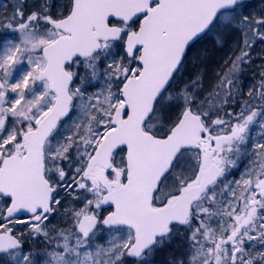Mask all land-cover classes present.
<instances>
[{"label": "snow or ice", "instance_id": "1", "mask_svg": "<svg viewBox=\"0 0 264 264\" xmlns=\"http://www.w3.org/2000/svg\"><path fill=\"white\" fill-rule=\"evenodd\" d=\"M260 5L0 0V264H264Z\"/></svg>", "mask_w": 264, "mask_h": 264}, {"label": "trees", "instance_id": "2", "mask_svg": "<svg viewBox=\"0 0 264 264\" xmlns=\"http://www.w3.org/2000/svg\"><path fill=\"white\" fill-rule=\"evenodd\" d=\"M247 5H248V11L250 12L259 13V11L261 10L260 0H254L252 2H248ZM261 47H262L261 45L257 44L256 45L257 51H259ZM257 63H259V61H257ZM252 71H255V68L247 72L244 76L245 84L248 86H250L252 83H255V81L252 79ZM166 256H167V252H164L158 255L157 257H155L154 259L156 261V264H163V261L166 258Z\"/></svg>", "mask_w": 264, "mask_h": 264}, {"label": "water", "instance_id": "3", "mask_svg": "<svg viewBox=\"0 0 264 264\" xmlns=\"http://www.w3.org/2000/svg\"><path fill=\"white\" fill-rule=\"evenodd\" d=\"M247 1H251V0H246V2H247Z\"/></svg>", "mask_w": 264, "mask_h": 264}, {"label": "flooded vegetation", "instance_id": "4", "mask_svg": "<svg viewBox=\"0 0 264 264\" xmlns=\"http://www.w3.org/2000/svg\"><path fill=\"white\" fill-rule=\"evenodd\" d=\"M245 163H246V161H245Z\"/></svg>", "mask_w": 264, "mask_h": 264}]
</instances>
